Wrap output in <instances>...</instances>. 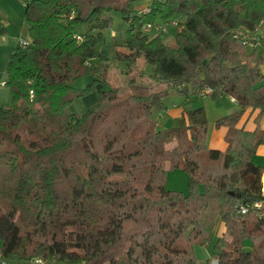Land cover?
<instances>
[{"label":"trees","instance_id":"1","mask_svg":"<svg viewBox=\"0 0 264 264\" xmlns=\"http://www.w3.org/2000/svg\"><path fill=\"white\" fill-rule=\"evenodd\" d=\"M113 13L124 90L105 79ZM23 16L31 44L6 64L11 102L0 107V259L199 264L193 248L213 240L220 218L216 264H264V170L251 163L264 144V58L242 43L264 20V0H30ZM170 20L178 26L168 44L142 32ZM139 59L146 68L136 72ZM84 76L91 82L75 87ZM206 87L239 107L215 122L227 128L224 151L206 145L203 107L183 109L177 126L160 123L168 97ZM247 108L259 110L252 132L236 126ZM174 169L186 174V193L165 188Z\"/></svg>","mask_w":264,"mask_h":264},{"label":"crops","instance_id":"2","mask_svg":"<svg viewBox=\"0 0 264 264\" xmlns=\"http://www.w3.org/2000/svg\"><path fill=\"white\" fill-rule=\"evenodd\" d=\"M7 1L8 0H0V58L3 59L1 61V67L4 66V71H5L6 64L9 60L11 54L17 48L18 41L20 39L31 41L30 35H29V24L24 19V16H23V19L20 20L21 22L19 23V25H17L16 28L13 29L12 22H10L7 19L8 11L5 8V5L7 6ZM80 28H81L80 32H85L86 28H84L83 26H80ZM11 30H13V31H11ZM15 30L16 31L18 30L19 34L16 36H11L10 33L14 32ZM256 34L257 35H263L264 34V20L259 24L258 28L256 29ZM115 35L117 36L116 31L111 30L109 37L111 39H114ZM165 36L166 37H165V39H163V42L168 44L169 42H171L172 36H167V35H165ZM263 54H264V46L259 44V46L257 48V52H256V58H261V56ZM259 69H260L261 73L264 75V62L259 65ZM1 71H2V69H0V74H1ZM5 80H1V76H0V87H5V85H1V83L5 82ZM220 97L227 100L229 107L222 106L218 110H215L217 106L216 107L213 106L214 105L213 102H205L207 98H211L210 95L198 96L197 98L204 102V103L202 102L200 107H202L203 104H206L207 106L208 105L210 106V104H213L212 106L214 107L213 113H207V116H208L207 121L211 124V129L209 130L208 135H207V142H206L207 147L211 150L224 151L227 147V144L224 141V136L227 132V128L226 127H220L219 129H215L212 127L213 123L218 118L224 117L226 115H229V114H232V113L238 111L239 107L237 106L234 99H232L228 96H224V95L220 96ZM197 98H187V99H184L181 103L176 101L174 97L172 100L167 101V103H168L167 109H166L165 113L163 114V117L167 118L165 125L170 122V119H173L175 121H179L183 115V109H192V108L198 107V106H196V103L194 102V100ZM84 99L85 98H83L82 101ZM7 101H1L3 103H0V107L1 108L9 107V106H4L8 103ZM95 102H96V96H93V103L90 106H92ZM258 111L259 110H252L251 108L245 109L243 111L241 117L239 118L236 126L240 129L245 130V131H249V132L254 131V129L256 128L254 119L257 116ZM165 125L163 123V126H165ZM259 127L264 130V114H263L262 119L260 120ZM251 163L255 166L261 167L264 170V144L260 145L257 148L256 153L251 158ZM181 178H182V176H181ZM183 179H184V176H183ZM261 185H262V189L264 190V172L261 175ZM167 190H171V189H167ZM174 191H176V190H174ZM181 192H183V191H181ZM216 224H217L216 225L217 237H221L223 235V233L225 232L224 223L221 221L220 218H217ZM243 246H244V249H250V242L244 241ZM198 262H199V264H201L199 260H198ZM20 263H24V261H12L9 264H20ZM26 263H29V262H26ZM205 263L206 264H216V261L215 260L211 261L210 259L207 258L205 260Z\"/></svg>","mask_w":264,"mask_h":264},{"label":"rangeland","instance_id":"3","mask_svg":"<svg viewBox=\"0 0 264 264\" xmlns=\"http://www.w3.org/2000/svg\"><path fill=\"white\" fill-rule=\"evenodd\" d=\"M194 1L196 2V4L198 6H201L202 0H194ZM25 3H26L25 0H8L7 6L5 5V8L8 11L7 19L10 22H12L13 29H15L16 26L19 25V23L21 22L20 20L23 19V11H24ZM111 16L113 18V24H112L111 28L104 31V37H105L104 46H105V49L107 50V52L109 54V57H110L113 65H110V67L108 68V72H107L105 79H106V82H108L111 86L119 87V88L124 90V88L126 86V80L129 78L130 74L126 73L127 68H125L123 65L118 64V63L116 64V62L113 59V47H112V44H113L112 42H117V43L121 42V39H120L121 38L120 31L122 29L121 19H120L118 13H113ZM78 30L81 31V28L78 27ZM111 30H115L117 35L119 34V37L115 35L114 36L115 38L111 39L109 37ZM11 31H13V30H11ZM18 34H19L18 30L17 31L15 30L14 32L10 33L11 36H16ZM172 35H173V31H170V33L167 34V36H172ZM165 37L166 36H164L163 39H165ZM2 60L3 59L0 58V69H2L0 76H1V80H5L6 74L4 71V66L1 67V61ZM145 68H146V66L144 65L143 60L139 59L137 64H136V72L143 71V69H145ZM90 82H91L90 76H84L75 82V87L83 88ZM142 82L146 83L147 81L144 78V79H142ZM99 88L100 87H97V90ZM93 96H96V94L92 93V94L86 96L85 99L82 101L83 105L86 108L90 107V105L93 103ZM173 97L179 103H181L183 101L181 97L177 96L176 94H172L170 97H168L165 100L166 105H168L167 101L172 100ZM1 101H7L8 103L4 106H10L11 98L9 95V91L6 87H0V103H3ZM194 102L196 103V106L200 107L203 101L199 100L197 98L194 100ZM205 102H213L214 103V105L210 104V106L209 105L207 106L206 104H203V106H202V107H204L203 109L205 111L206 120H208L207 119L208 118L207 113H213V110H214L213 106H215V107L217 106L215 110H218L222 106L229 107L227 100H225L224 98H221L220 96L215 97V98H207ZM154 116H157V118H158V111H154ZM166 120H167L166 117H161L160 123L162 125L164 123V125H165ZM178 122L179 121H175L173 119H170V122L163 127H165V128L174 127V126L178 125ZM215 122L213 123L212 127L215 129H219L220 127H218V128L215 127ZM207 124H208L207 135H208V132L211 129V124L208 121H207ZM207 135H206V142H207ZM181 176H182V178H181ZM183 176H184V179H183ZM165 188L171 189L172 191L176 190L179 192L183 191L182 193H186L187 192V176H186V174L181 169L169 170L167 172V175H166ZM216 225L217 224L215 221V225H214V229H213V236H214L213 240L206 246L195 245L193 248L195 257L200 261L201 264H206L205 260L207 258L210 259L211 261H213L215 259L214 258V252H213V244H214L215 240L218 238L217 234H216V230H217ZM34 261L35 260H33L32 262H29V263L24 262V263H20V264H34ZM41 264H54V263H45L41 260Z\"/></svg>","mask_w":264,"mask_h":264},{"label":"built area","instance_id":"4","mask_svg":"<svg viewBox=\"0 0 264 264\" xmlns=\"http://www.w3.org/2000/svg\"><path fill=\"white\" fill-rule=\"evenodd\" d=\"M26 3L29 2L30 0H25ZM149 12V9H142L140 11H138L139 15H145ZM178 26V20H170V21H166V22H145L142 25V32L148 36L149 38H156V37H163L167 34L170 33V31L172 29H175ZM77 40L80 41L81 38L77 37ZM261 40H264V34L263 35H257L256 34V30L254 32H252L250 35H245L242 39V43L244 46H247L249 48H255L257 47V45H259L261 43ZM30 42L24 39H20L18 41V45H17V49L19 50H25L26 48H28L30 46ZM263 58H264V54H263ZM1 85H4V82L1 83ZM212 93V90L209 87L204 88L201 93L200 96H208ZM30 97H33V92L30 91ZM165 113V112H164ZM254 206L259 207L260 204H255ZM249 206L245 205V206H241L239 209V212L241 214H244L248 211ZM0 264H8L7 262H5L4 260L0 259ZM34 264H41V260L36 259L34 261Z\"/></svg>","mask_w":264,"mask_h":264}]
</instances>
